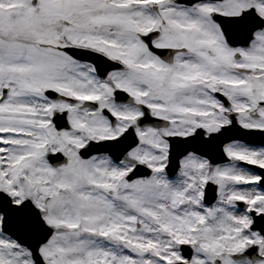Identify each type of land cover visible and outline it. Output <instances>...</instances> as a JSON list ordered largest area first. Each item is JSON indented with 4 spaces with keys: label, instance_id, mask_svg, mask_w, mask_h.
Returning <instances> with one entry per match:
<instances>
[{
    "label": "snow or ice",
    "instance_id": "1",
    "mask_svg": "<svg viewBox=\"0 0 264 264\" xmlns=\"http://www.w3.org/2000/svg\"><path fill=\"white\" fill-rule=\"evenodd\" d=\"M0 264H264V0H0Z\"/></svg>",
    "mask_w": 264,
    "mask_h": 264
}]
</instances>
